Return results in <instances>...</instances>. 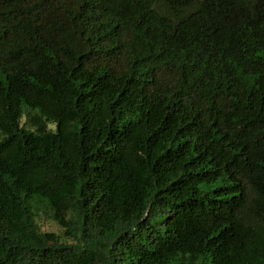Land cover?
Wrapping results in <instances>:
<instances>
[{"label": "trees", "instance_id": "1", "mask_svg": "<svg viewBox=\"0 0 264 264\" xmlns=\"http://www.w3.org/2000/svg\"><path fill=\"white\" fill-rule=\"evenodd\" d=\"M0 264H264V0H0Z\"/></svg>", "mask_w": 264, "mask_h": 264}, {"label": "rangeland", "instance_id": "2", "mask_svg": "<svg viewBox=\"0 0 264 264\" xmlns=\"http://www.w3.org/2000/svg\"><path fill=\"white\" fill-rule=\"evenodd\" d=\"M42 227H43L44 230H53V231H56V232H60L61 231V228L55 222H52V221L44 222L42 224Z\"/></svg>", "mask_w": 264, "mask_h": 264}]
</instances>
